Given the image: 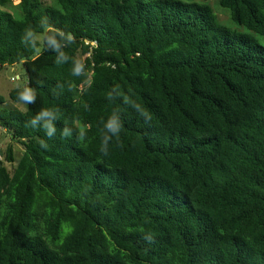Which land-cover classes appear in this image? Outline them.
Masks as SVG:
<instances>
[{"label": "trees", "instance_id": "16d2710c", "mask_svg": "<svg viewBox=\"0 0 264 264\" xmlns=\"http://www.w3.org/2000/svg\"><path fill=\"white\" fill-rule=\"evenodd\" d=\"M19 1L0 264H264V0Z\"/></svg>", "mask_w": 264, "mask_h": 264}, {"label": "rangeland", "instance_id": "374dc122", "mask_svg": "<svg viewBox=\"0 0 264 264\" xmlns=\"http://www.w3.org/2000/svg\"><path fill=\"white\" fill-rule=\"evenodd\" d=\"M45 5H49L52 3V0H42ZM19 0H14L15 4H18ZM214 10L216 11L219 21L227 26H234L231 18H230V12L221 7L218 0H209L208 1ZM39 39H42V36H39ZM24 75V68L22 64H16V65H6L0 68V95L6 97L9 99L10 91L16 87L22 86L25 84V80L21 77ZM15 79V80H14ZM9 102L11 105H15L18 108H21L24 110V106L22 104L14 103L12 101ZM12 142L10 135L0 126V150L1 154L4 155V151L8 145H10ZM13 148L15 152V157L17 159L20 158V156L23 153L24 147L19 143H13ZM4 158V156H3ZM2 158V159H3ZM8 167L11 168L12 165L8 164Z\"/></svg>", "mask_w": 264, "mask_h": 264}, {"label": "clouds", "instance_id": "9594fccd", "mask_svg": "<svg viewBox=\"0 0 264 264\" xmlns=\"http://www.w3.org/2000/svg\"><path fill=\"white\" fill-rule=\"evenodd\" d=\"M20 99L25 102L30 103L34 100V96L30 90H25L23 93L20 94ZM107 128L114 133L118 131V125L116 124L114 120H110L108 122Z\"/></svg>", "mask_w": 264, "mask_h": 264}, {"label": "built area", "instance_id": "2783aa9c", "mask_svg": "<svg viewBox=\"0 0 264 264\" xmlns=\"http://www.w3.org/2000/svg\"><path fill=\"white\" fill-rule=\"evenodd\" d=\"M15 80V79H14ZM2 158L1 150H0V159Z\"/></svg>", "mask_w": 264, "mask_h": 264}]
</instances>
